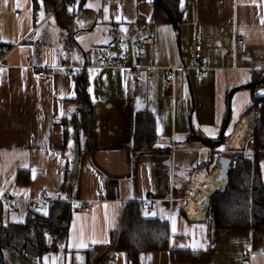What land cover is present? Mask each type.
Returning <instances> with one entry per match:
<instances>
[{"label": "crops", "instance_id": "1", "mask_svg": "<svg viewBox=\"0 0 264 264\" xmlns=\"http://www.w3.org/2000/svg\"><path fill=\"white\" fill-rule=\"evenodd\" d=\"M102 2L75 0L71 20L51 22L56 15L44 13L34 0H0V198L13 196L22 218L10 222L12 209L0 200L4 221L46 216L53 202L66 201L71 207L66 243L33 264H130L126 252L115 250L112 236L129 203L152 197L153 214L169 218V249L142 252L140 264H264V228L226 230L212 218L192 222L182 202L169 201L184 194L213 149L223 148L219 138L233 112L240 119L252 95L264 96V81L248 86L264 78V0H180L179 27L157 17L155 0ZM77 17L90 21L79 24ZM117 32L124 35L119 42ZM130 39L143 46L135 59ZM195 40L202 45L207 77L182 68ZM34 41L41 51L36 68L27 63ZM67 49L74 53L71 69L57 64ZM123 54L128 66L141 67L139 76L132 67L109 65ZM41 68L52 73L40 76ZM79 75L92 106L90 148ZM167 79L173 84L164 89ZM231 90L230 119L221 135ZM141 113L154 119L153 149H134ZM77 126L84 143L70 194L64 184L76 166ZM260 171L264 184V156ZM43 190L48 200L34 208Z\"/></svg>", "mask_w": 264, "mask_h": 264}, {"label": "trees", "instance_id": "2", "mask_svg": "<svg viewBox=\"0 0 264 264\" xmlns=\"http://www.w3.org/2000/svg\"><path fill=\"white\" fill-rule=\"evenodd\" d=\"M63 0H34L36 7L46 14L54 12ZM72 11L63 6L53 13L58 19L71 20L76 14L75 5ZM157 17L172 22L179 27L182 17L180 0H155ZM69 12V13H68ZM257 76L254 81L260 80ZM78 91L89 117L86 118L85 130L88 137L87 148L92 142V106L85 91V78L78 76ZM245 114L250 115V127L245 150L234 153L233 166L229 175L227 188L215 193L210 200L208 218L214 219L217 227L226 230L261 229L264 228V184L260 171V160L264 150V96L252 95L251 104ZM258 114V118L256 117ZM134 135L135 150H149L155 147L157 137L154 119L150 113L138 114ZM228 139L225 134L219 138L222 143ZM251 147V148H249ZM215 150V149H213ZM251 151L258 152L253 161ZM213 151L208 163L211 162ZM194 173V172H193ZM22 174L17 181H21ZM72 171H69L64 184V190L70 191ZM185 192L180 197H183ZM178 197V198H180ZM152 203L145 205L143 201L129 203L124 209L118 229L112 236L116 251H124L130 264H140V255L144 251H163L169 249L170 230L169 218L166 215L153 214ZM4 204L0 201V264H7L6 253L14 250L13 258L16 264H33V261L49 250H58V243L49 246L45 241V233L53 234L56 239L66 243L71 207L66 201H55L51 204L49 213L42 216L32 213L25 222L6 223L4 221ZM33 233L35 239L28 234ZM33 241V242H31ZM22 246L20 248L18 245ZM28 247V251L26 248ZM172 251V258H177Z\"/></svg>", "mask_w": 264, "mask_h": 264}, {"label": "built area", "instance_id": "3", "mask_svg": "<svg viewBox=\"0 0 264 264\" xmlns=\"http://www.w3.org/2000/svg\"><path fill=\"white\" fill-rule=\"evenodd\" d=\"M107 3H111L113 5H118L120 0H104ZM63 6H67L69 11H72L74 9V2L73 0H63L60 5L54 10L53 13L58 11ZM124 35L122 33H115L116 41H120L121 38ZM131 40V51L133 54V58L135 59L137 55L141 52L143 46L140 42L130 39ZM239 43H244V38L239 37L238 39ZM34 51L33 53L28 57L27 63L33 68H36L35 59L37 57L41 56L40 51V42L34 41ZM191 57L190 62L188 64L183 65V69L185 71L195 69L198 72V77L203 78L207 77L209 75V70L204 68L201 65V59H202V45L199 41L195 40L192 43L191 48ZM4 56L2 54V49L0 48V65H2V60ZM74 61V53L72 50L67 49L64 52L58 54L57 56V64L64 66L67 69H71L74 66L72 65V62ZM128 55L123 54L118 59H112L109 63L112 67H132L135 69V75H140V66L136 65L135 63L132 66H128ZM52 69L51 68H41L38 71V74L40 76H44L47 74H51ZM169 74H172V71H168ZM173 84L172 79H167L164 83V89L169 88ZM246 126V131L244 132L243 138L239 139L241 143L240 145H233L232 137L235 134V131L238 127H241L243 130ZM249 127H250V115L244 114L240 117L238 122L236 123L233 131L228 137V140L225 144V146L221 149H217L213 151L212 160L210 163H208L205 166L199 167L192 175V178L188 184L187 189L185 190V195L180 198H170L169 201H180L184 203L183 206V212L185 217L192 221V222H204L208 218V209L210 204H206L204 202L205 199L211 200V197L217 193V192H223L226 190L228 182H229V175L232 170L233 166V157L232 155L234 153L242 152L245 150L246 147V140L249 133ZM258 152L251 151V155L253 158V161H255V156ZM259 153H261L264 156V150H260ZM227 169L229 171L228 174H224L223 170ZM217 173L221 176V181H216L213 178V174ZM102 196V193H99V197ZM1 201L6 203L8 205L9 210L13 209L15 207V199L11 195H4L0 198ZM47 199V193L46 191H42L40 194V197L36 200L32 201V205L34 208H38L40 203ZM53 200V199H49ZM153 201L152 197H148L143 201L145 205H150ZM89 207L86 205L84 207V211H88Z\"/></svg>", "mask_w": 264, "mask_h": 264}, {"label": "rangeland", "instance_id": "4", "mask_svg": "<svg viewBox=\"0 0 264 264\" xmlns=\"http://www.w3.org/2000/svg\"><path fill=\"white\" fill-rule=\"evenodd\" d=\"M89 4H90V6H91V4H95V5H103V2H102V0H89ZM57 20V17L56 16H54V18L51 20V22H55ZM77 21L79 22V24H81V23H86V22H88V21H90V19L88 18V17H80V18H78L77 17ZM93 22V21H92ZM94 37H95V34H94ZM108 46V45H107ZM107 46H104V48H107ZM97 48V47H96ZM93 50V49H92ZM79 54H81L80 52H78ZM85 58V57H84ZM242 91H246V89H244V90H241V91H239V92H242ZM242 95V94H241ZM244 101V100H243ZM241 107L243 106V107H245V106H247V103L245 102H243V105H240ZM239 117V115H236L234 112H233V115H232V117H231V119H230V122H229V126L227 127V129H226V132H225V136L227 137H229V135L231 134V132L233 131V129H234V124L238 121V118ZM257 118H258V114H257V116H256ZM78 138H79V141H78V138H77V143H75V154L77 155L76 156V160H75V158L73 159V162H75L74 163V165H76L77 163H78V161H79V155H80V150H81V147L83 146V143H84V135H83V132H81V130L78 132ZM228 140V139H227ZM227 142V141H226ZM226 142L225 143H223V145H220L219 146V148L221 147V146H225V144H226ZM249 148H251V147H249ZM234 156V154L232 155V157ZM184 204V203H183ZM10 222H19V220H21L22 221V218L21 219H18V216H17V214H16V211L14 210V209H12L11 211H10ZM28 236H29V238L30 239H35V237H34V234L33 233H29L28 234ZM45 241H46V243L49 245V246H51L52 244H54L55 242H57L58 243V246H59V249L61 250V248H63V246H64V243H63V241H61V240H58V239H56V237L53 235V234H51V233H49V232H46L45 233ZM31 242H33V241H31ZM20 248H22V246H20V244L18 245ZM31 249V248H30ZM30 249H28V247L26 248V251H28V250H30ZM16 253V251H15V249L13 250H9V251H7V253H6V260H7V264H16L15 263V261H14V259H12L13 258V253Z\"/></svg>", "mask_w": 264, "mask_h": 264}, {"label": "water", "instance_id": "5", "mask_svg": "<svg viewBox=\"0 0 264 264\" xmlns=\"http://www.w3.org/2000/svg\"><path fill=\"white\" fill-rule=\"evenodd\" d=\"M75 45L79 48L80 52L84 55V52L81 50V48H80L77 44H75ZM263 81H264V78H263V79H260V80H258V81H255V82L251 83V84L248 85V86L257 85V84L262 83ZM233 92H234V91L231 90L230 93H229V96H228V114H227V117H226V125H225L224 129L222 130L221 135L224 134V131H225V129H226V127H227V124H228V122H229V119H230V101H231V98H232ZM76 131H77V138H78V136H79V135H78V126L76 127ZM78 141H79V138H78ZM80 151H81V150H80ZM77 169H78V163L76 164V166H75V168H74V171H73V173H72V178H71V181H70V194H71V192H72V187H73V184H74V181H75V178H76ZM223 173H224V174H228L229 171H228L227 169H224V170H223ZM204 202H205L206 204H210V200H208V199H205Z\"/></svg>", "mask_w": 264, "mask_h": 264}, {"label": "bare ground", "instance_id": "6", "mask_svg": "<svg viewBox=\"0 0 264 264\" xmlns=\"http://www.w3.org/2000/svg\"><path fill=\"white\" fill-rule=\"evenodd\" d=\"M246 126L247 124L245 125V128L243 130L241 129V127H238L236 129L235 134L232 137V142H231L233 143V145H240L239 143L241 142L239 141V139L243 138L244 132L246 131ZM212 176L217 182L222 180L221 176L218 175L217 173L213 174Z\"/></svg>", "mask_w": 264, "mask_h": 264}]
</instances>
